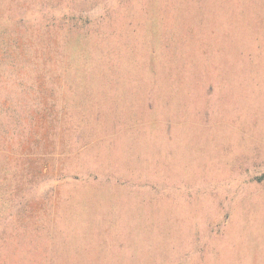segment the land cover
Listing matches in <instances>:
<instances>
[{
    "label": "rangeland",
    "instance_id": "1",
    "mask_svg": "<svg viewBox=\"0 0 264 264\" xmlns=\"http://www.w3.org/2000/svg\"><path fill=\"white\" fill-rule=\"evenodd\" d=\"M221 1L91 0L104 67L14 90L0 264H264V0Z\"/></svg>",
    "mask_w": 264,
    "mask_h": 264
},
{
    "label": "trees",
    "instance_id": "2",
    "mask_svg": "<svg viewBox=\"0 0 264 264\" xmlns=\"http://www.w3.org/2000/svg\"><path fill=\"white\" fill-rule=\"evenodd\" d=\"M90 2L91 0H0V112L7 105H13L14 90L22 88L31 91L27 97L32 100L31 107L38 104L40 96L37 92L48 89V102L58 108L64 101L63 86L66 74L71 69H80L82 66L90 68L91 65L96 68L104 67V55L95 64L85 54L95 33L106 39L107 33L103 26L107 20H111L115 9L108 6L95 24H88L90 20L84 11L96 4ZM225 3V0L220 2L221 6ZM243 4H247L245 0ZM63 5L70 6L72 11H62ZM32 8L39 16L33 21L24 18V14ZM220 31L221 29L215 31L216 36L221 37ZM19 94L23 95L22 91ZM22 95L21 101L27 106ZM22 115L30 116V113L25 110ZM6 123L2 126L1 122L0 147L5 143H12L9 141L14 129L6 126Z\"/></svg>",
    "mask_w": 264,
    "mask_h": 264
}]
</instances>
